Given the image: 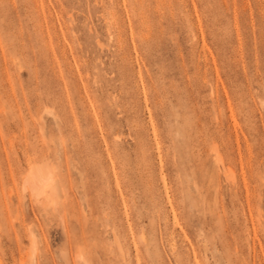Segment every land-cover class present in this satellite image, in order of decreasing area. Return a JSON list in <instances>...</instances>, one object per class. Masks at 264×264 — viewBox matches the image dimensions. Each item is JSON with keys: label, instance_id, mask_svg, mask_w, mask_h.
<instances>
[{"label": "rangeland", "instance_id": "obj_1", "mask_svg": "<svg viewBox=\"0 0 264 264\" xmlns=\"http://www.w3.org/2000/svg\"><path fill=\"white\" fill-rule=\"evenodd\" d=\"M0 264H264V0H0Z\"/></svg>", "mask_w": 264, "mask_h": 264}, {"label": "clouds", "instance_id": "obj_2", "mask_svg": "<svg viewBox=\"0 0 264 264\" xmlns=\"http://www.w3.org/2000/svg\"><path fill=\"white\" fill-rule=\"evenodd\" d=\"M40 167L41 165L39 163H36L33 165L32 169L22 173L21 187L23 192H32L35 196L36 189L33 184V177L35 176L38 168ZM41 191H44L45 193H53L55 191L54 183L46 185L44 188L41 189Z\"/></svg>", "mask_w": 264, "mask_h": 264}, {"label": "bare ground", "instance_id": "obj_3", "mask_svg": "<svg viewBox=\"0 0 264 264\" xmlns=\"http://www.w3.org/2000/svg\"><path fill=\"white\" fill-rule=\"evenodd\" d=\"M38 186H39V184H38ZM40 187V189H38L39 190V192H41V189L43 188V184L41 185V186H39ZM36 188V187H35ZM37 190V191H38Z\"/></svg>", "mask_w": 264, "mask_h": 264}]
</instances>
